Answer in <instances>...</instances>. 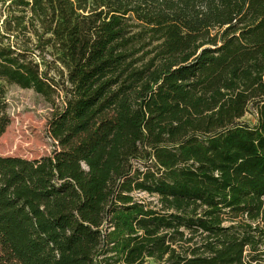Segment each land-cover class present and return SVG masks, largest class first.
I'll return each mask as SVG.
<instances>
[{
  "label": "trees",
  "instance_id": "1",
  "mask_svg": "<svg viewBox=\"0 0 264 264\" xmlns=\"http://www.w3.org/2000/svg\"><path fill=\"white\" fill-rule=\"evenodd\" d=\"M8 85L54 149L0 154V264H264V0H0V139Z\"/></svg>",
  "mask_w": 264,
  "mask_h": 264
},
{
  "label": "rangeland",
  "instance_id": "2",
  "mask_svg": "<svg viewBox=\"0 0 264 264\" xmlns=\"http://www.w3.org/2000/svg\"><path fill=\"white\" fill-rule=\"evenodd\" d=\"M52 73H56L52 69ZM65 85V83L63 84ZM64 93L61 92L60 96ZM5 98L9 104L11 123L0 139V154L3 156H19L27 159L49 155L53 148L48 122L54 111L53 105L44 96L32 89H24L17 85L6 87ZM58 106L64 105L60 97ZM243 120L253 123L254 117L247 113ZM135 196L140 200L158 205L156 195L137 191Z\"/></svg>",
  "mask_w": 264,
  "mask_h": 264
},
{
  "label": "built area",
  "instance_id": "3",
  "mask_svg": "<svg viewBox=\"0 0 264 264\" xmlns=\"http://www.w3.org/2000/svg\"><path fill=\"white\" fill-rule=\"evenodd\" d=\"M53 140V139H52Z\"/></svg>",
  "mask_w": 264,
  "mask_h": 264
}]
</instances>
